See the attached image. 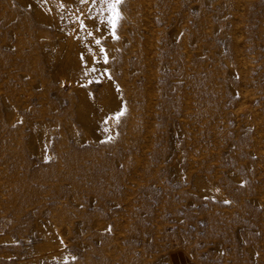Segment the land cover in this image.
Listing matches in <instances>:
<instances>
[{
  "label": "rangeland",
  "instance_id": "obj_1",
  "mask_svg": "<svg viewBox=\"0 0 264 264\" xmlns=\"http://www.w3.org/2000/svg\"><path fill=\"white\" fill-rule=\"evenodd\" d=\"M44 3L0 0V85L31 98L0 133V264H264V0H121L116 38L90 4L96 55Z\"/></svg>",
  "mask_w": 264,
  "mask_h": 264
},
{
  "label": "bare ground",
  "instance_id": "obj_2",
  "mask_svg": "<svg viewBox=\"0 0 264 264\" xmlns=\"http://www.w3.org/2000/svg\"><path fill=\"white\" fill-rule=\"evenodd\" d=\"M35 1H37V0H35ZM38 1H40V0H38ZM42 1V0H41ZM63 3L64 5H65V7H60V3ZM41 3V2H40ZM91 4V0H89V2H88V6H86V5H84V4H81V3H79V0H46V3H44V4H42L43 5V7L41 8L42 9V11L46 14L45 16H47L48 15V18L50 19V20H53L54 22H55V25H57V26H60V27H62V24H64V23H66V21H69V27H70V32H69V35H70V40H74V39H76V40H78V39H80L79 38V34H81L82 33V28L79 26V23H78V21L76 20V19H74V16H80V12H83L84 13V11H87L88 10V8H89V5ZM42 11H41V14H42ZM88 11H90V10H88ZM5 13V12H4ZM16 13V12H15ZM89 13L90 12H88V14L87 15H89ZM14 14V13H13ZM12 14V15H13ZM40 14V13H39ZM35 15V14H34ZM36 16H37V14H36ZM44 16V15H43ZM40 17H41V15H40ZM38 19H39V17H38ZM86 20V19H85ZM89 20V19H88ZM67 26V25H66ZM66 26H64V27H66ZM59 29V28H58ZM62 30H63V28H61ZM1 30V29H0ZM61 30V31H62ZM65 31V30H64ZM63 33V32H62ZM83 34V33H82ZM64 36H66V34L64 35ZM83 36H84V34H83ZM82 37V36H81ZM98 37V36H97ZM83 38H86V34H85V37H83ZM88 38V37H87ZM66 39H69V37H67ZM67 41V40H66ZM82 40H80V42H81ZM62 42H64V41H62ZM80 42H79V40L76 42L75 41V43L73 42V46H75L74 44H76L77 45V47H78V49L80 48H83V50L84 49H86L87 51H89V52H93V54H95V51L93 50H90V49H96L97 48V46H91L89 43H82V44H80ZM90 42V41H89ZM65 44V43H64ZM93 44V43H92ZM62 45V44H61ZM67 45V44H66ZM69 45V44H68ZM98 46H100V45H98ZM63 47V46H62ZM68 47V46H67ZM60 48V47H59ZM70 48H71V44H70ZM73 48V47H72ZM76 48V47H75ZM64 49H66V48H63V51H64ZM77 49V48H76ZM79 49V50H80ZM149 49V48H148ZM70 50V49H69ZM82 50V49H81ZM82 50V51H83ZM68 51V50H67ZM77 51V50H76ZM75 51V52H76ZM62 52V50L60 51V53ZM96 52H100V51H98V49H97V51ZM59 53V54H60ZM79 53V52H78ZM57 54H58V52H57ZM63 54V53H62ZM86 54V53H85ZM54 55V54H53ZM68 56V54H65V56ZM70 55V54H69ZM73 54L71 53V56H72ZM82 55V54H81ZM96 55V54H95ZM60 56V55H59ZM66 56V59L67 58H69V57H67ZM74 57H76V56H74ZM74 57H72V58H74ZM80 57H82V56H80ZM60 58H61V56H60ZM98 58V57H97ZM99 58H101V56H99ZM48 59L50 60V57H49V55H48ZM47 59V60H48ZM79 60L77 57L75 58V60ZM104 59V58H103ZM54 60V59H53ZM57 60H58V58H57ZM60 60V59H59ZM68 60V59H67ZM67 60H66V62H67ZM73 60V59H72ZM82 60H83V58H82ZM86 60V59H85ZM93 58H91V55L88 57V61H87V65H91L92 63H93ZM101 60H102V58H101ZM16 61V60H15ZM14 61V62H15ZM56 61V60H55ZM62 61V60H61ZM103 61V60H102ZM65 62V61H64ZM65 62V63H66ZM69 62H70V60H69ZM72 62H74V60L72 61ZM9 63H10V61H9ZM55 63V62H54ZM65 63H63V64H65ZM95 63V62H94ZM93 63V64H94ZM97 63V62H96ZM11 64V63H10ZM24 64V63H23ZM27 64V63H26ZM61 64V63H60ZM60 64H58V65H60ZM71 64V62L69 63V65ZM80 64H81V61H80ZM100 64V63H99ZM102 64V63H101ZM104 64V63H103ZM111 64V63H110ZM119 64V63H118ZM28 65V64H27ZM54 65V64H53ZM57 65V66H58ZM68 65V64H67ZM72 65V64H71ZM10 66V65H9ZM17 66V65H16ZM55 66V65H54ZM64 66V65H63ZM79 66V65H78ZM94 66V65H93ZM95 66H96V64H95ZM94 66V67H95ZM105 66V65H104ZM116 66V65H115ZM0 67L1 68H4V65H3V63H1L0 64ZM21 67V66H20ZM30 67V66H29ZM65 67H66V65H65ZM69 67V66H68ZM74 67V66H73ZM72 67V68H73ZM88 67V66H87ZM17 68V67H16ZM28 68V67H27ZM67 68V67H66ZM65 68V69H66ZM80 68H82L81 66H80ZM95 68H98V66L97 67H95ZM101 69H102V66L100 67ZM106 68V67H105ZM105 68H103L105 71L107 70V68L105 69ZM125 68V67H124ZM84 69V68H83ZM89 69V68H88ZM102 69V70H103ZM25 70V69H24ZM70 70V69H69ZM91 70V69H90ZM96 70V69H95ZM104 70H103V73L105 74L106 72H104ZM124 70H126V69H124ZM73 71H76V70H73ZM82 71V70H81ZM84 71V70H83ZM82 71V72H83ZM99 71H100V69H99ZM7 72V71H6ZM78 72V71H77ZM87 72V71H86ZM89 72V71H88ZM87 72V73H88ZM92 72V71H91ZM91 72H90V74H91ZM126 72V71H125ZM13 73H14V71H13ZM72 73V72H71ZM93 73V72H92ZM94 73H95V71H94ZM102 73V74H103ZM127 73V72H126ZM8 74V73H7ZM12 74V73H11ZM78 75L80 74V73H77ZM84 74H86L85 72H84ZM84 74H83V76L81 77V75H80V77L81 78H83L84 77ZM102 74H101V76H102ZM107 74H108V72H107ZM6 75V74H5ZM76 74H74L73 76H75ZM78 75H76V77L77 78H79V76ZM93 75V74H92ZM109 75V74H108ZM12 76H15L14 74H12ZM103 76H105V75H103ZM72 77V76H71ZM88 77V76H87ZM99 77V76H98ZM39 78V77H38ZM76 78V79H77ZM80 78V79H81ZM89 78V77H88ZM87 78V79H88ZM15 79V78H14ZM32 79V78H31ZM30 79V80H31ZM45 79V78H44ZM69 79H70V77H69ZM73 79H74V77H73ZM76 79H75V81L73 82V84H75L76 83ZM79 79V80H80ZM37 80V79H36ZM42 80V79H41ZM78 80V81H79ZM82 80V79H81ZM81 80H80V82H81ZM83 80H85L84 78H83ZM20 81V80H19ZM32 81V80H31ZM86 81V80H85ZM31 83V82H30ZM25 85V84H24ZM30 85H32V84H30ZM34 85V84H33ZM45 85V84H44ZM48 85V84H47ZM20 87V86H19ZM19 87H18V89L16 90V89H11V88H7V87H5L4 85H0V93L2 94V97H3V100H4V104L3 105H0V133L2 132V130H7L8 131V133H9V137L11 138V137H14V136H17L18 135V132H20V131H22L21 130V128H22V125H20V124H17V125H15L13 128H9V125L8 124H10V123H12L15 119H19L20 117H21V111H20V108L22 107V105H25L26 103H28V101L31 99V98H25L26 96L24 95V97H23V95L21 94V90H19ZM73 87V86H72ZM25 88V87H24ZM31 88H32V86H31ZM21 89V88H20ZM27 89V88H26ZM110 89H112V88H110ZM18 90H19V92H18ZM23 90V89H22ZM32 90H34V89H32ZM80 90V89H79ZM114 90V89H113ZM24 91V90H23ZM24 92H26V91H24ZM23 92V93H24ZM36 92V91H35ZM34 92V93H35ZM27 93V92H26ZM88 93H89V91H88ZM87 93V94H88ZM84 94H85V92H84ZM36 95H38V94H36ZM109 95V94H108ZM108 95H107V97H108ZM89 96V95H88ZM102 96H103V94H102ZM110 96V95H109ZM37 97V96H36ZM92 97V96H91ZM91 97H90V100H91ZM106 97V96H105ZM71 98H72V96H71ZM84 98V97H83ZM109 98V97H108ZM117 98V97H116ZM41 99H42V97H41ZM85 99V98H84ZM87 99H89V98H87ZM86 99V100H87ZM100 99V98H99ZM32 100H33V98H32ZM39 100H40V98H39ZM44 100L45 99H43V102H44ZM73 100V99H72ZM106 100V99H105ZM118 100V102H119V104H120V99L118 98L117 99ZM42 101V100H41ZM114 101V100H113ZM37 102H39V101H37ZM73 102V101H72ZM80 102V101H79ZM88 102H89V100H88ZM106 102V101H105ZM115 102V101H114ZM83 103V102H82ZM81 103V104H82ZM92 103V102H91ZM90 103V104H91ZM101 103H103L104 104V102L101 100V102H100V104ZM107 103V102H106ZM109 103H110V101H109ZM54 104V103H53ZM73 104V103H72ZM71 104V105H72ZM89 103H87L86 102V105H88ZM99 103H98V105L99 106H101ZM51 105V104H50ZM93 105V104H92ZM92 105H91V107H92ZM96 106V107H99V106ZM110 105V104H109ZM117 105H118V103H117ZM116 105V106H117ZM33 106V105H32ZM41 106H43V105H41ZM55 106V105H54ZM70 106V105H69ZM74 106H75V104H74ZM104 106V105H103ZM31 107V106H30ZM51 107V106H50ZM59 107V106H58ZM83 107H85V106H83ZM87 107V106H86ZM95 107V106H94ZM102 107V106H101ZM114 107V106H113ZM113 107H111V108H113ZM32 108V107H31ZM41 108H44V107H41ZM29 109V108H28ZM92 109V108H91ZM104 109V108H103ZM116 109H117V107H116ZM115 109V110H116ZM32 110V109H31ZM83 110V109H82ZM85 110V109H84ZM96 111H97V109H95ZM95 110H94V112H95ZM102 110V109H101ZM65 111V110H64ZM93 111V110H92ZM100 110H98V112H99ZM43 112H44V109H43ZM82 112H84V111H82ZM101 112V111H100ZM102 112H103V110H102ZM110 112H113L114 113V111H110ZM45 113V112H44ZM48 113V112H47ZM57 113V112H56ZM90 113V112H89ZM38 114H39V112H38ZM43 114V113H42ZM67 114V113H66ZM85 114H86V112H85ZM24 115V114H23ZM27 115H29V114H27ZM32 115V114H31ZM34 115V114H33ZM47 115V114H46ZM94 115H96L95 113H94ZM97 115H98V113H97ZM100 115V114H99ZM103 115H104V113H103ZM110 115V114H109ZM83 116V115H82ZM81 116V117H82ZM92 116V115H91ZM22 117H24L25 118V116H22ZM29 117H31V116H29ZM80 117V118H81ZM85 117H87L86 115H85ZM85 117H82V118H84L85 119ZM97 117V116H96ZM27 118V117H26ZM35 118H36V116L34 117V120H35ZM43 118V117H42ZM81 118V119H82ZM32 119V118H31ZM37 119V118H36ZM44 119V118H43ZM87 119V118H86ZM86 119H85V122H87L88 120H90V119H93V118H91V117H88V119H87V121H86ZM152 119V118H151ZM83 120V119H82ZM25 121V120H24ZM39 121V120H38ZM91 121V120H90ZM95 121V120H94ZM104 121V120H103ZM32 122V121H31ZM84 122V121H83ZM105 122V121H104ZM103 122V123H104ZM87 123H89V122H87ZM99 123H101V122H99ZM23 124V123H22ZM96 124V122H94V125ZM105 125V124H104ZM31 126V125H30ZM102 129H103V125H102ZM86 135V134H85ZM8 138V137H7ZM20 140H21V144H19V147H24L25 146V144H24V142H23V140L21 139V137H20ZM74 140L75 141H77V137H75L74 138ZM75 143V142H74ZM27 145V144H26ZM70 146L68 147V149H69V151L70 152H76L77 151V149L78 148H76L73 144H69ZM244 178H245V183H244V185H243V188H242V193L245 195V196H247V197H249V198H251V197H257V198H261L262 197V195H261V192H260V190L259 189H257L253 184H252V181H253V177H254V174H253V171H250V170H245L244 171ZM67 193V194H66ZM70 191L68 192H65V193H63V191H62V193L61 194H63V195H65V196H69L70 195ZM26 200H29L28 198H25ZM41 207H39L35 212H33V215L34 216H37V215H39V214H41ZM16 217H17V223H19V225H18V227H19V229H26V219H24V218H22V217H20V215H16ZM49 217V219H51L54 223H55V225L56 226H60V227H63V226H67L66 224H67V222H66V220L67 219H71L70 217H63V218H59V217H54L53 215H49L48 216ZM83 222H89V216H84L83 218ZM71 230V229H70ZM85 231H88V230H85ZM145 235V232H141L140 233V236L142 237V236H144ZM1 240V239H0ZM48 243H49V245H51V249L53 250H59V246L57 245V244H55V243H52V242H50V240H48ZM62 243V242H61Z\"/></svg>",
  "mask_w": 264,
  "mask_h": 264
},
{
  "label": "snow or ice",
  "instance_id": "obj_3",
  "mask_svg": "<svg viewBox=\"0 0 264 264\" xmlns=\"http://www.w3.org/2000/svg\"><path fill=\"white\" fill-rule=\"evenodd\" d=\"M89 0H79V3L84 4L88 6ZM120 4L121 0H91V6L90 12L91 16L89 19H92V17L99 16L100 17V23L103 24L104 22L107 23V25L112 29V37L116 38V29L118 27L119 21L122 18V12L120 11ZM60 7H65V5L61 2ZM94 9V10H93ZM81 16H83V13H81ZM81 16H74V19H76L79 23V26L81 28L86 29V24L84 23V20L81 19ZM93 23L95 24L96 21L93 20ZM88 35H92L91 32L88 33ZM97 45H100V40L95 39L94 41ZM100 52L104 53V48L100 47ZM104 59L107 60L106 54L104 55ZM95 71V69H92ZM117 116L120 115V113H116ZM74 260L75 257H72Z\"/></svg>",
  "mask_w": 264,
  "mask_h": 264
}]
</instances>
